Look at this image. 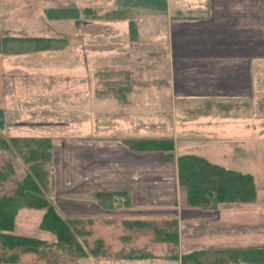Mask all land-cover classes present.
I'll use <instances>...</instances> for the list:
<instances>
[{
    "label": "crops",
    "instance_id": "crops-1",
    "mask_svg": "<svg viewBox=\"0 0 264 264\" xmlns=\"http://www.w3.org/2000/svg\"><path fill=\"white\" fill-rule=\"evenodd\" d=\"M146 3L0 0L2 37L54 38L51 27L55 20L45 13L53 10H129V19L103 25L120 34L110 45L115 60L146 61L148 69L156 64V58L163 57L173 66L162 111L142 109L157 107L150 100L139 105L140 96L145 94L149 99L154 94H139L135 89L116 95L114 115L105 122L107 126L118 123L121 129L129 122L146 121L149 128H163V134L69 139L71 178L66 188L62 187V194L56 189L57 196L51 202L64 218L81 220L94 235L98 232L94 241L104 244L97 256L79 257L72 252L77 260L71 264H264V0ZM140 7L149 11L140 12L144 10ZM161 18L167 20L166 35L158 37ZM70 21L74 33L92 25L83 13ZM130 21L136 24L135 41L130 39ZM66 47L73 64H90L89 41L75 44L68 40ZM105 50L107 47L101 46L100 59ZM131 80L138 79L131 76ZM141 111L156 112L162 118L146 115L145 120L135 116L127 121L125 116L117 117ZM140 139L172 140L174 159H166L164 151L135 149L127 142ZM183 155L251 175L255 199H212L208 207L191 206L187 189L178 180V158ZM98 192L120 195L113 201L99 200ZM242 250L250 251L246 254L249 258L235 260L231 252ZM193 253L199 254L184 263L183 257Z\"/></svg>",
    "mask_w": 264,
    "mask_h": 264
},
{
    "label": "rangeland",
    "instance_id": "rangeland-1",
    "mask_svg": "<svg viewBox=\"0 0 264 264\" xmlns=\"http://www.w3.org/2000/svg\"><path fill=\"white\" fill-rule=\"evenodd\" d=\"M146 2L147 0H139V5L149 3ZM142 9L144 10L140 9V12L149 11ZM105 14L107 13L96 12L91 17L85 15L91 20L92 25L85 27V32L81 29L79 33H74L72 30L74 23L70 20L73 19H59L52 22L51 28L54 31L52 37L64 38L67 41L74 40L75 44L82 40L90 42L92 50L90 64H73L69 48L66 46L62 50L32 52L27 53L28 55L0 54V108L4 109L6 123L5 128L0 130V137H36L51 140L53 152L52 160L46 166L49 171V182L45 192L49 200L57 196L56 189L60 191L62 187L66 188L71 178L72 172L68 167L72 158L68 150L69 139L85 137L86 140H93L98 137L102 140H111L125 137H151L163 134L165 131L163 128H149L146 121L136 124L129 122L126 124L127 127L123 126L121 129L118 123H108V126L105 123L114 115L116 95L130 90L138 89L141 92L139 94L143 91L152 92L154 96L149 99L145 94L140 96L139 105L148 104L150 100L157 107L145 106L142 109L162 111L169 89L168 75L171 70L173 71V66L166 64L163 57L156 58V64L148 69H146L148 67L146 61L132 63L130 58L115 60V50L110 45L114 37L120 34L116 35L113 30L103 26L107 24L106 21H116L106 19ZM157 25L161 29L156 36H165L166 32L163 29L167 26V20L161 18ZM160 45L164 48L163 42ZM101 46L107 47V50L101 51L103 55L100 59ZM131 76L138 80L132 81ZM132 99L136 100L137 97ZM146 115L156 120L162 118L159 113L142 111L133 114L122 113L117 117L120 119L125 116V119L130 121L131 117L136 116L137 120L143 117L145 120ZM9 165H12V172L8 168ZM27 171L28 166L13 153L0 151V175L5 176L3 179L0 178V198L13 195L17 184L26 177ZM59 193L62 194V190ZM43 213V210L19 209L14 233L43 239L47 245L42 246L37 255L18 250L10 251L8 254H18L19 259L15 264L75 262L77 258L72 257V250L62 248L54 234L39 227ZM84 224L79 227L90 234L79 236L78 239L86 249H95L97 244L94 238L99 233L96 232L94 235L92 231L86 229L88 228L86 223Z\"/></svg>",
    "mask_w": 264,
    "mask_h": 264
},
{
    "label": "trees",
    "instance_id": "trees-1",
    "mask_svg": "<svg viewBox=\"0 0 264 264\" xmlns=\"http://www.w3.org/2000/svg\"><path fill=\"white\" fill-rule=\"evenodd\" d=\"M50 20L79 19L81 13L94 16L96 12H78L76 9H60L45 12ZM131 11H112L105 14L108 20L129 19ZM1 30V21H0ZM137 28L130 21V39H137ZM68 41L64 38H20L2 37L0 33V54L16 55L32 52L62 50ZM5 112L0 108V130L5 128ZM132 148L153 149L166 152V159L173 160L174 143L172 140H127ZM0 151H8L28 166L24 180L10 196L0 198V264L17 263L18 254H8L18 250L22 253L40 252V248L47 245L45 240L17 235L14 233L15 220L19 209L29 208L44 210L40 223L42 230L54 234L57 243L62 248L75 252L79 257L97 256L103 249V242L96 240L95 249H86L79 241V236L89 235L90 232L80 228L84 222L77 219H66L49 200L45 192L49 182V171L46 166L52 160L53 144L49 138L36 137H0ZM12 172V165L8 166ZM0 178H5L0 175ZM178 180L180 185L187 189V200L191 206L208 207L212 199L215 201H253L255 199V184L251 175H244L221 166L213 165L208 161L195 156L183 155L178 158ZM120 193L98 192L99 200L113 201ZM80 228V229H79ZM250 251H234L235 260H245ZM264 252V251H263ZM193 253L183 257L185 263L188 257L197 255ZM245 254V255H244ZM246 261V260H245Z\"/></svg>",
    "mask_w": 264,
    "mask_h": 264
}]
</instances>
